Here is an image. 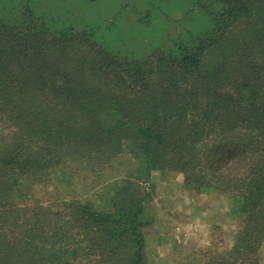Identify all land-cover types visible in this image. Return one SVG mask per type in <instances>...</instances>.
Returning a JSON list of instances; mask_svg holds the SVG:
<instances>
[{
    "label": "trees",
    "instance_id": "trees-1",
    "mask_svg": "<svg viewBox=\"0 0 264 264\" xmlns=\"http://www.w3.org/2000/svg\"><path fill=\"white\" fill-rule=\"evenodd\" d=\"M175 1L205 22L137 55L32 9L0 17V264H148L161 170L194 196H223L239 221L212 263L260 264L264 0ZM118 158L133 168L98 205L36 196Z\"/></svg>",
    "mask_w": 264,
    "mask_h": 264
},
{
    "label": "rangeland",
    "instance_id": "rangeland-1",
    "mask_svg": "<svg viewBox=\"0 0 264 264\" xmlns=\"http://www.w3.org/2000/svg\"><path fill=\"white\" fill-rule=\"evenodd\" d=\"M177 4L152 0L153 8L146 0H0V17L12 20L15 12L32 9L60 26L94 28L95 37L106 46L137 55L147 42L174 38L181 28L193 30L205 22L196 10L186 16ZM132 163L118 158L99 173L71 169L66 182L41 187L36 196L44 202L77 198L98 205L104 186L120 179ZM150 184L155 186L147 209L152 224L143 228L148 264H214L219 251L232 244L239 226L229 216L225 198L215 192L194 196L183 189L182 174L168 170L154 171ZM261 259L264 264V244Z\"/></svg>",
    "mask_w": 264,
    "mask_h": 264
}]
</instances>
